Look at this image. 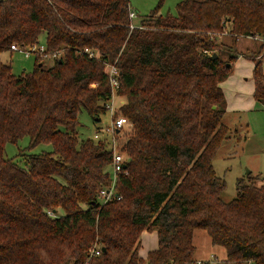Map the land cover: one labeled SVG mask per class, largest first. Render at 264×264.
Instances as JSON below:
<instances>
[{"label": "trees", "instance_id": "obj_1", "mask_svg": "<svg viewBox=\"0 0 264 264\" xmlns=\"http://www.w3.org/2000/svg\"><path fill=\"white\" fill-rule=\"evenodd\" d=\"M163 2L133 26L129 0H0V52L41 35L60 52L50 66L35 55L19 75L0 59V264H193L198 229L223 249L220 264H264V183L239 178L226 201L213 167L229 133L220 83L241 53L264 109V42L238 43L264 37V0H179L174 15L158 12ZM104 62L119 69L117 113L128 120L125 169L106 202L107 135L77 136L81 111H107ZM25 135L51 151L6 156ZM143 230L158 240L146 257Z\"/></svg>", "mask_w": 264, "mask_h": 264}, {"label": "rangeland", "instance_id": "obj_2", "mask_svg": "<svg viewBox=\"0 0 264 264\" xmlns=\"http://www.w3.org/2000/svg\"><path fill=\"white\" fill-rule=\"evenodd\" d=\"M178 1L164 0L158 12L162 15H174ZM129 3L135 14L132 17L133 26H137L140 20L157 6V0H129ZM217 39H219L218 36ZM43 41L44 35H41L38 42L41 44ZM246 41L248 40H240L239 47ZM260 41L259 39L256 40V42ZM248 42L255 45L252 41ZM0 59L11 64L12 72L15 75L30 72L35 63L33 54L25 55L23 51L18 50L2 51L0 52ZM42 61L44 66H50L53 63L52 58H45ZM113 100L112 105L116 109L124 102L125 97L116 94ZM107 103L110 104L111 101L107 100ZM78 118L77 136L79 139L106 135L105 127L110 122L109 111L101 114L99 119H94L85 111H81ZM222 122L229 127V133L213 158V167L216 174L224 180L221 197L228 201L236 194L237 179H247V176H259L255 183L257 185L264 183V111L246 112L242 114L241 118L235 113L227 114ZM125 127L126 125H124V130ZM123 134L120 135V145L124 142ZM29 144L30 139L27 135L21 137L15 143L7 142L5 144V155L13 158V160H18L26 154L48 152L52 149L49 143H39L32 147H29ZM20 163H23V160ZM194 242L197 246L195 258H208L209 254H214L217 259L223 257V249L220 246L211 245L203 230L198 229L195 231Z\"/></svg>", "mask_w": 264, "mask_h": 264}, {"label": "built area", "instance_id": "obj_3", "mask_svg": "<svg viewBox=\"0 0 264 264\" xmlns=\"http://www.w3.org/2000/svg\"><path fill=\"white\" fill-rule=\"evenodd\" d=\"M130 17H134V12H130ZM226 33V31L223 32V34ZM249 38H255L259 39L262 42H264V37H252L247 36ZM11 50H18L23 51L25 55L33 54L38 55L41 60L45 58H52L56 59L60 52L58 50L47 52L45 49V44L43 43H32L28 45H17L12 44L10 46ZM83 52H86L89 57H98V53L94 50H91L89 48H85ZM104 72L107 75V78L109 80L110 88H111V95L109 98V101H111L110 104H106L107 111L110 113V122L105 127V132L109 141V146L112 152L111 162H110V177H111V183L108 187L102 188L99 190V198L102 202H106L110 200L112 197H116L117 193L114 189L115 180L117 174L124 171L125 169V155L122 151V148L119 142L120 135L122 133V130L124 128V125L128 123V120L125 116L117 113L118 107L115 109L112 105L113 99L115 95L117 94V88L119 87V69L114 63L104 62ZM97 136V135H96ZM95 136V137H96ZM91 252L94 254H98V249H92ZM220 259H217L214 254H209V257L207 259L197 260L193 264H220Z\"/></svg>", "mask_w": 264, "mask_h": 264}, {"label": "crops", "instance_id": "obj_4", "mask_svg": "<svg viewBox=\"0 0 264 264\" xmlns=\"http://www.w3.org/2000/svg\"><path fill=\"white\" fill-rule=\"evenodd\" d=\"M242 39H246L254 43V40L249 37L239 38L238 43ZM248 41L241 45L240 48L242 51H246L248 48H254V45ZM253 66V62L247 59L243 53H241L233 62V68L229 76L220 83L226 100V111L223 118L227 114L231 113H235L239 118H241L242 114H245L246 112L253 113L257 110L264 111V109L256 107L255 99L253 97ZM262 67L264 71V58L262 61ZM157 246L158 240L156 232L143 230L141 233V246L139 249V254L142 257H146L147 253L150 250L157 248ZM196 259H204V257H199Z\"/></svg>", "mask_w": 264, "mask_h": 264}, {"label": "water", "instance_id": "obj_5", "mask_svg": "<svg viewBox=\"0 0 264 264\" xmlns=\"http://www.w3.org/2000/svg\"><path fill=\"white\" fill-rule=\"evenodd\" d=\"M216 56H217V54H216V53H213V54H211L210 57L214 58V57H216ZM39 65H41V63H39ZM212 107H214V106H212ZM102 250H104V248H102Z\"/></svg>", "mask_w": 264, "mask_h": 264}]
</instances>
